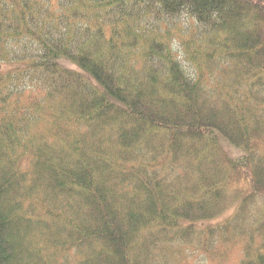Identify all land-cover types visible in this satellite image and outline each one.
Segmentation results:
<instances>
[{
	"label": "trees",
	"instance_id": "1",
	"mask_svg": "<svg viewBox=\"0 0 264 264\" xmlns=\"http://www.w3.org/2000/svg\"><path fill=\"white\" fill-rule=\"evenodd\" d=\"M221 246L264 264V0H0V264Z\"/></svg>",
	"mask_w": 264,
	"mask_h": 264
},
{
	"label": "rangeland",
	"instance_id": "2",
	"mask_svg": "<svg viewBox=\"0 0 264 264\" xmlns=\"http://www.w3.org/2000/svg\"><path fill=\"white\" fill-rule=\"evenodd\" d=\"M223 141V149L226 152V154H230V155H235L237 154V150L236 148L234 149L229 143L228 141L222 138ZM231 212V207L230 204L224 209V213L220 218H223L224 216L228 215ZM178 248H185L186 247H182L179 246ZM180 250V253H178L179 255H177L174 260L173 263H178L181 264L180 262H188L186 264H236L238 257H239V248H235L233 251V256L232 259H227V253H228V247H217V250L214 252H210V254H215V255H210L208 254L206 256L207 259V263L202 262V256H204L202 253H192L190 254V252H185L187 256L183 255V251L184 249H178ZM226 252V256L223 257L222 253ZM210 256V257H208ZM217 256H221L223 260H220L219 258H217Z\"/></svg>",
	"mask_w": 264,
	"mask_h": 264
}]
</instances>
